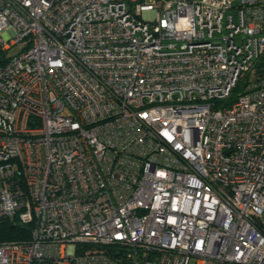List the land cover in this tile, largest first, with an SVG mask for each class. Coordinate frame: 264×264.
Returning <instances> with one entry per match:
<instances>
[{
    "label": "built area",
    "instance_id": "1",
    "mask_svg": "<svg viewBox=\"0 0 264 264\" xmlns=\"http://www.w3.org/2000/svg\"><path fill=\"white\" fill-rule=\"evenodd\" d=\"M0 217V264H264V0H0Z\"/></svg>",
    "mask_w": 264,
    "mask_h": 264
},
{
    "label": "trees",
    "instance_id": "2",
    "mask_svg": "<svg viewBox=\"0 0 264 264\" xmlns=\"http://www.w3.org/2000/svg\"><path fill=\"white\" fill-rule=\"evenodd\" d=\"M245 84L244 80H239L227 99L221 100L224 104H230ZM31 224L22 223L16 217H0V243L3 242H22L30 238ZM120 248L119 245L112 246ZM110 248H107V250ZM112 249H110L111 251Z\"/></svg>",
    "mask_w": 264,
    "mask_h": 264
},
{
    "label": "rangeland",
    "instance_id": "3",
    "mask_svg": "<svg viewBox=\"0 0 264 264\" xmlns=\"http://www.w3.org/2000/svg\"><path fill=\"white\" fill-rule=\"evenodd\" d=\"M146 1L149 2V0H146ZM16 52H17V48H15V47H13V48H11V49L9 50V54H10V55H12V54H14V53H16Z\"/></svg>",
    "mask_w": 264,
    "mask_h": 264
}]
</instances>
